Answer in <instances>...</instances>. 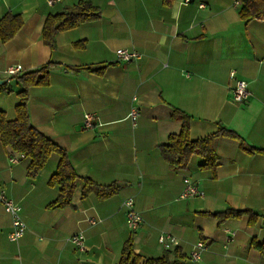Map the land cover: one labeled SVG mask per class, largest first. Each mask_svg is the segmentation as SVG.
Wrapping results in <instances>:
<instances>
[{"label": "crops", "instance_id": "1", "mask_svg": "<svg viewBox=\"0 0 264 264\" xmlns=\"http://www.w3.org/2000/svg\"><path fill=\"white\" fill-rule=\"evenodd\" d=\"M80 1L99 8L101 17L60 32L55 48L42 42V27L54 15ZM237 0H0V18L20 14L23 26L0 43V110L16 118V80L9 65L23 72L47 63L46 86L29 88L28 111L33 127L63 148L76 172L99 185L118 184L107 200L81 196L80 183L72 205L48 209L58 195L50 186L59 157L52 154L35 179L29 159L11 155L0 139V193L21 207L26 230L11 241V216L0 202V264H117L124 243L132 237L133 252L142 258L163 256L160 235L176 238V264H264L252 240L264 241V155H250L228 138L215 140V176L193 155L183 170L171 171L159 146L181 121L175 109L190 117L191 140L221 128L234 131L246 144L264 147V21L239 17ZM83 46L76 47L75 44ZM117 49L137 52L139 59L120 62ZM89 73L85 67H104ZM72 68V69H69ZM247 83V102L231 99L234 79ZM137 109L135 121L129 117ZM85 114L92 126L85 128ZM15 157V162L9 159ZM184 179L197 195L180 199ZM142 221L136 230L126 224L125 201ZM251 209L260 215L222 224L203 212ZM84 236L79 250L69 238ZM205 249L190 259L197 242Z\"/></svg>", "mask_w": 264, "mask_h": 264}, {"label": "trees", "instance_id": "2", "mask_svg": "<svg viewBox=\"0 0 264 264\" xmlns=\"http://www.w3.org/2000/svg\"><path fill=\"white\" fill-rule=\"evenodd\" d=\"M239 3V17L245 23L253 20L264 21V0H237ZM101 17L99 8L89 2L80 1L63 11L48 15L42 27V42L50 49L55 48V38L60 32L70 30L81 24L95 21ZM23 19L20 14L10 12L0 18V43L11 40L22 28ZM83 46L82 43L75 44ZM53 63H47L37 70L23 73L13 78L19 86L17 96L19 103L15 107L16 118L7 120L5 113L0 110V139L3 146L9 149L11 155L16 154L29 159L26 174L29 179H35L44 168L49 157L57 154L59 157L55 172L49 179L50 186L58 187L57 197L47 205L48 209H61L72 205L73 196L80 183L83 184L81 196L84 198L94 194L98 200H107L116 195L120 186L118 184L99 185L93 181L81 177L70 162L67 152L51 139L37 131L30 121L28 111L29 88L33 86H46L49 83V73ZM104 67H85L89 73H101ZM72 69V68H69ZM10 89L7 83L0 85V92ZM174 119L181 121V128L177 133H171L167 141L159 146L161 157L167 163L171 171L183 170L187 167L193 155L200 156L204 163L202 169L212 171L215 176L218 156L215 151V140L228 138L238 143L239 148L250 154L264 155V147H253L246 144L234 131L225 128L210 134L204 138L191 140L189 137L190 117L182 111L175 109ZM204 216L218 220L219 224L228 219L248 217V223L254 225L260 215L251 209L235 210L226 209L218 212H203ZM252 245L261 256H264V241L252 240ZM178 250H165L163 256L144 259L133 252L132 237L127 240L122 248L121 256L117 264H176L174 258L178 257ZM179 258V257H178Z\"/></svg>", "mask_w": 264, "mask_h": 264}, {"label": "built area", "instance_id": "3", "mask_svg": "<svg viewBox=\"0 0 264 264\" xmlns=\"http://www.w3.org/2000/svg\"><path fill=\"white\" fill-rule=\"evenodd\" d=\"M61 0H47L48 5H53L56 2ZM184 2H189V0H184ZM238 5L239 3L236 2ZM117 58L120 62L128 63L132 60H136L140 58V55L137 52L130 51L127 49H117L116 50ZM23 72V67L21 65H9L5 69V74L9 77L18 75ZM230 77L234 79L233 87L231 88V99L235 103L243 104L247 102L250 96V92L247 87V83L242 79H235L234 73H230ZM129 117L132 121L136 120L137 117V109L135 107L132 108ZM83 125L85 128H90L92 126V116L90 114H85L83 118ZM22 157V156H21ZM10 162H15L16 158L11 157L9 159ZM184 189L180 195V199H186L189 197H194L197 195V189L192 184L189 179H184ZM0 202L3 204L5 212H7L12 218V231L9 234V239L11 241H17L21 238L26 230V225L20 216L21 207L14 202L13 200L6 197V195L1 192L0 193ZM124 206L127 208L126 211V224L129 229L136 230L140 225L142 219L140 215L133 209V203L131 200H127L124 203ZM69 240L79 249H84V236L81 234L73 235L69 238ZM159 244L163 247L164 250H171L174 246H176L177 240L175 237L171 235H160L158 237ZM205 244L201 241L197 242L190 253V259L196 261L199 260L201 252L205 249Z\"/></svg>", "mask_w": 264, "mask_h": 264}, {"label": "water", "instance_id": "4", "mask_svg": "<svg viewBox=\"0 0 264 264\" xmlns=\"http://www.w3.org/2000/svg\"><path fill=\"white\" fill-rule=\"evenodd\" d=\"M4 83H6L5 80H0V85H2V84H4Z\"/></svg>", "mask_w": 264, "mask_h": 264}]
</instances>
